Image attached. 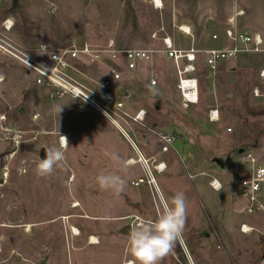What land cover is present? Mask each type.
<instances>
[{
    "label": "rangeland",
    "instance_id": "obj_1",
    "mask_svg": "<svg viewBox=\"0 0 264 264\" xmlns=\"http://www.w3.org/2000/svg\"><path fill=\"white\" fill-rule=\"evenodd\" d=\"M161 1L156 8L149 0H5L13 26L6 35L19 46L49 51L108 39L127 49L159 48L152 35L161 28L182 49L218 47L213 36L222 40L227 28L264 39V0ZM242 61V73L228 66L230 74L202 82L201 101L188 108L166 60L122 70L118 98L131 117L121 126L146 156L157 158L149 162L156 191L132 142L108 120L69 96L51 97L52 88L36 86L34 75L0 53V264H135L120 230L155 219L177 192L185 194L187 221L160 264H264V214H243L235 196L245 167L239 151L252 149L264 161V101L253 95L263 89L264 55L228 62ZM71 64L79 71L73 77L89 88L109 77L106 65ZM141 110L144 120L136 123ZM212 110L219 112L217 122L209 120ZM61 136L68 140L64 165L38 176L42 148L60 147ZM162 136L174 138L172 151L162 152ZM112 152L137 163L121 171ZM162 163L164 171H157ZM108 172L127 180L119 197L96 182ZM212 178L222 190L209 186ZM140 179L144 183L136 185Z\"/></svg>",
    "mask_w": 264,
    "mask_h": 264
},
{
    "label": "built area",
    "instance_id": "obj_2",
    "mask_svg": "<svg viewBox=\"0 0 264 264\" xmlns=\"http://www.w3.org/2000/svg\"><path fill=\"white\" fill-rule=\"evenodd\" d=\"M9 20L0 26V53L20 64L27 75H34L36 86L52 88L51 97L69 96L91 107L122 133L127 134L121 126V121L131 116L125 111V104L118 98V86L122 80V70L133 72L140 65L153 62L155 55H163L170 60L176 70L177 84L182 106L188 108L199 103V80L197 72L200 63L208 70V77L216 75L222 62L232 61L243 55H264V39L259 33H241L231 28L224 31L223 39L214 35L213 40L220 45L215 48L198 50L194 47L179 48L175 40L165 32L164 28L152 35L153 40L160 42L159 48L154 49H127L116 44L115 40L108 39L104 44L85 42L79 46L49 51L45 47L37 50L28 49L13 43L6 35L12 26ZM185 36H192L189 27H180ZM86 60L92 65H106L109 77L97 88H89L73 77L78 73L71 62ZM107 62L109 65H107ZM263 89L255 88L253 95L264 101V68L259 72ZM3 78L0 79V83ZM158 84L157 79L151 81L152 86ZM145 111L141 110L132 118L134 122L144 120ZM209 120L217 122L219 112L212 110ZM231 132V129L228 130ZM162 152L173 150L175 142L172 136H162ZM239 153V160L245 167L240 171L242 178L235 185V196L241 204V211L245 215L264 214V161H261L252 149ZM131 161V160H130ZM138 163L150 171L149 162L138 156ZM144 183L138 180L136 185ZM152 184L151 181H149ZM215 190H222V184L215 178L209 182ZM246 226L243 225V229ZM246 232V231H244Z\"/></svg>",
    "mask_w": 264,
    "mask_h": 264
},
{
    "label": "clouds",
    "instance_id": "obj_3",
    "mask_svg": "<svg viewBox=\"0 0 264 264\" xmlns=\"http://www.w3.org/2000/svg\"><path fill=\"white\" fill-rule=\"evenodd\" d=\"M67 147V137L61 136L60 147L48 148L45 157L36 163V174L49 176L57 167L63 166ZM108 155L120 166L121 171L127 170V161L122 160L116 152ZM96 182L101 190L110 191L116 197L121 196L127 186L125 177L115 172L99 174ZM187 208L185 194L177 192L170 201H165L155 219H141L131 227L128 251L134 257L135 264H160L182 236L187 221Z\"/></svg>",
    "mask_w": 264,
    "mask_h": 264
},
{
    "label": "crops",
    "instance_id": "obj_4",
    "mask_svg": "<svg viewBox=\"0 0 264 264\" xmlns=\"http://www.w3.org/2000/svg\"><path fill=\"white\" fill-rule=\"evenodd\" d=\"M5 0H0V5H2V9H0V26H1V24L4 22V21H6V20H10V15H9V13L7 12V9H8V4H6L5 2H4ZM151 3V2H150ZM13 27V26H12ZM12 29V28H11ZM167 61V62H169L170 64H172L173 65V63L170 61V60H167L163 55H160V54H158V55H155L154 56V59H153V62H151V63H145V64H142V65H140L139 66V68L140 67H142V66H147V65H153L154 63H156V62H161V61ZM228 66H231V68H232V70H233V72L234 73H236V74H240V73H242L243 71H244V67L246 66V65H244V61H242L241 63H238V64H233V63H231V62H222L220 65H219V69H218V72L216 73V76L218 75V74H222V75H225V73H227V74H230L229 72H226V68L228 67ZM173 67H174V65H173ZM138 68V69H139ZM248 68V67H247ZM137 69V70H138ZM174 69H175V67H174ZM137 70H135V71H137ZM128 72V71H127ZM134 72V71H133ZM175 73H176V70H175ZM202 74V75H201ZM197 76H198V80H199V85H200V90H199V102L201 101V99H202V96L204 95L203 93H202V82L204 83V84H206L207 82H209V80L211 79V78H209L208 77V70H207V67L203 64V63H200V65H199V69H198V72H197ZM123 79V78H122ZM176 80H177V76H176ZM231 80H233V79H231ZM177 84V83H176ZM121 85V84H120ZM204 86V85H203ZM206 87H208V85H206ZM118 88H119V86H118ZM208 90H209V87H208ZM118 92H119V90H118ZM208 93V92H207ZM124 96L126 97V96H128L126 93L124 94ZM62 98V97H61ZM72 99V98H71ZM74 100V99H73ZM199 104V103H198ZM197 104V105H198ZM191 106H196V105H191ZM108 122V121H107ZM110 125H112L117 131H119L120 133H122L117 127H115L113 124H111L110 122H108ZM126 138H128L129 139V141L130 142H132V145H133V147H134V149L137 151L136 153L138 154V156L140 155L141 157H142V159L143 160H145V161H148V162H151V163H153V161H155V162H157V158L156 157H154V156H152V154H148L149 156H146L144 153H143V151H144V149L145 148H140V147H136V145L134 144V142L130 139V137L128 136V134H124V133H122ZM154 162V163H155ZM163 164V163H162ZM129 165V164H128ZM160 173V172H159Z\"/></svg>",
    "mask_w": 264,
    "mask_h": 264
},
{
    "label": "bare ground",
    "instance_id": "obj_5",
    "mask_svg": "<svg viewBox=\"0 0 264 264\" xmlns=\"http://www.w3.org/2000/svg\"><path fill=\"white\" fill-rule=\"evenodd\" d=\"M149 1H150L151 4H152L153 6H155L156 8H161V7L163 6L161 0H149ZM8 25H10V24L8 23ZM130 160H131V161H129V163H128V164H130V165H132V164H136V163H137L135 160H132V159H130ZM160 166H162L161 169L159 168ZM164 166H165L164 164H160L159 166L155 167V169H156L157 171L162 172V171H164L163 169H165ZM148 175H149L150 181H151L152 184L154 185L156 191H158V187H157V185H156V181H155V179H154V177H153L151 171H148ZM91 244H96V243H92V242H91ZM128 264H132V262H130V263H128Z\"/></svg>",
    "mask_w": 264,
    "mask_h": 264
},
{
    "label": "water",
    "instance_id": "obj_6",
    "mask_svg": "<svg viewBox=\"0 0 264 264\" xmlns=\"http://www.w3.org/2000/svg\"><path fill=\"white\" fill-rule=\"evenodd\" d=\"M13 1H16V0H13ZM46 151H47L46 148H42L41 153H40V159H43V158L45 157V155H46ZM242 151H243V150H240L239 153H242ZM217 163H219V162L217 161ZM219 164H220V163H219ZM220 165H221V164H220ZM131 227H132V225H126V226H124V227L120 230V233H121L122 235L129 236V233H130ZM42 264H45V262H42Z\"/></svg>",
    "mask_w": 264,
    "mask_h": 264
}]
</instances>
